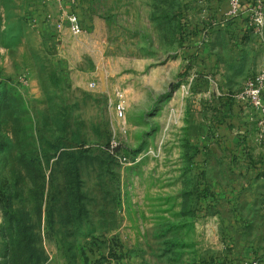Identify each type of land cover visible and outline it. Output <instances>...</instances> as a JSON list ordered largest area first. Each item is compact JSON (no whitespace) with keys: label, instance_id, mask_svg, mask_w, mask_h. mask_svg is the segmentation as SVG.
I'll return each mask as SVG.
<instances>
[{"label":"rangeland","instance_id":"374dc122","mask_svg":"<svg viewBox=\"0 0 264 264\" xmlns=\"http://www.w3.org/2000/svg\"><path fill=\"white\" fill-rule=\"evenodd\" d=\"M217 1L220 23L209 0H0V264H22L24 214L43 264L264 256V154L238 158L213 126L223 93L258 113L243 92L264 71V0Z\"/></svg>","mask_w":264,"mask_h":264},{"label":"crops","instance_id":"0c3cea01","mask_svg":"<svg viewBox=\"0 0 264 264\" xmlns=\"http://www.w3.org/2000/svg\"><path fill=\"white\" fill-rule=\"evenodd\" d=\"M209 2L215 12L217 11L215 14L216 21L220 23L218 1L209 0ZM246 9L247 6H245ZM241 26L242 28L245 26L243 18L241 19ZM212 52L210 53L206 49L202 50L198 64L200 70H203V72L209 71L211 74L218 70L219 60L218 53L215 50H212ZM217 100L216 107L224 105L226 108H231L230 112H225L213 120L217 145L224 149L229 148L238 158L243 156L248 150L247 145L250 144L254 150L264 154V136L258 113L252 112L244 102L235 101V99L228 97L226 93H223V98Z\"/></svg>","mask_w":264,"mask_h":264},{"label":"built area","instance_id":"2783aa9c","mask_svg":"<svg viewBox=\"0 0 264 264\" xmlns=\"http://www.w3.org/2000/svg\"><path fill=\"white\" fill-rule=\"evenodd\" d=\"M231 5L233 12L237 13L241 8V1L231 0ZM258 21L260 24H263L264 12L260 13ZM71 24L74 33H79L82 30L81 24L76 15L71 17ZM114 96L113 106L115 115L121 125L120 128L123 129L124 132H127L125 125L128 105L127 95L123 88L118 87L115 89ZM243 96L244 99L250 101L253 106L257 108L260 124L262 126V134L264 136V71L256 73L249 79L245 91L243 92ZM114 145H116V143H114ZM241 264H264V256L247 258Z\"/></svg>","mask_w":264,"mask_h":264},{"label":"trees","instance_id":"16d2710c","mask_svg":"<svg viewBox=\"0 0 264 264\" xmlns=\"http://www.w3.org/2000/svg\"><path fill=\"white\" fill-rule=\"evenodd\" d=\"M240 1H241V7H242L244 4H246L247 0L246 1L240 0ZM240 10H241V8H240ZM197 28H199L201 30L204 29L200 26H198ZM195 30H196V28H195ZM193 37H194L193 40L200 39L201 38V31L199 30L197 33H194ZM195 50L197 52H199L198 50H200V52H202L201 47H196ZM200 55H201V53L199 54V56L197 58V65L199 64ZM203 73H204V75L211 74L209 71L203 72ZM23 219L24 220L20 223H21V228L23 226L22 232H24V234L19 235V237L16 238L14 241L15 245L18 247V249H20L19 250L20 253L17 254L18 260H22V264H43V260L45 259V256L41 252H38L36 247L33 246V240L31 237V233H29L30 220H29V217L27 216V214H24Z\"/></svg>","mask_w":264,"mask_h":264}]
</instances>
